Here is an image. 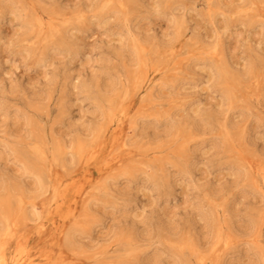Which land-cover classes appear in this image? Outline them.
Segmentation results:
<instances>
[{
	"label": "rangeland",
	"instance_id": "374dc122",
	"mask_svg": "<svg viewBox=\"0 0 264 264\" xmlns=\"http://www.w3.org/2000/svg\"><path fill=\"white\" fill-rule=\"evenodd\" d=\"M137 39L147 67L135 87ZM127 88L129 156L83 223L36 224L54 167L84 191L96 180L77 167L79 146ZM249 158L264 165V0H0V232L25 204L23 264H46L60 240L68 264H211L217 224L236 240L216 264H263L264 183Z\"/></svg>",
	"mask_w": 264,
	"mask_h": 264
},
{
	"label": "bare ground",
	"instance_id": "6f19581e",
	"mask_svg": "<svg viewBox=\"0 0 264 264\" xmlns=\"http://www.w3.org/2000/svg\"><path fill=\"white\" fill-rule=\"evenodd\" d=\"M176 23H177L176 37L178 41H181L185 35V29H186V26L184 24L185 20L184 18H180L176 21ZM219 45L221 46L220 43ZM134 47L136 50V56L139 61L138 62L139 69L137 74L138 78L136 77L137 80L136 83L134 84V86L137 87L138 85H143L145 83L143 82L142 79V73L146 70L147 64L143 57L141 43L138 39L134 42ZM190 47L192 50L207 49L205 48L206 46H202L201 44H197L196 42L194 43L191 42ZM212 47L213 46H208L207 50L208 51L211 50L209 51V53L211 52L216 53V48L212 50ZM225 67L226 66H224V68ZM225 70L227 72L229 71L227 70V67L225 68ZM153 72L154 73L157 72V69H154ZM148 81H150L149 82L150 84L152 81H154V77H148L146 82ZM257 85L258 86L260 85V81H257ZM124 95L125 96L117 100L118 102L115 101L112 103L111 109H108L107 111V121L104 124H100L95 129V133H94L95 135L93 136V138L89 142L85 144L82 143L79 146V150H78L79 161L77 167L81 166L83 168H88L89 165L95 166L99 171L96 180L91 179L90 180L91 183L89 185L88 190L84 191L81 183L78 180L69 179L65 182L63 180L62 182L61 177H58L57 174L59 170L56 167H54V169H52L51 171L52 172L51 177L53 182L52 186L50 187V191L52 193L51 196L49 198H46L47 196H45L46 192H48L49 190L48 188L49 186L46 185L47 183L43 185V189L36 195V197L33 195V197H35L34 198L35 202L33 204V212H34L33 220H35L36 224L38 222L41 223V221L44 218L50 217L52 215H58L63 218L72 216L74 217L76 223H83L85 221L86 213L88 211L89 200L91 196L94 193L95 194L98 193L102 188H106V183L108 181L107 180L108 178L106 176L109 174L110 171H115L119 167L116 158L118 156H123V158L129 156L128 155L129 150L127 148L128 140H127L126 129L129 119L128 106L129 103L132 102V91L131 90L129 91V88H127V91L124 93ZM114 110H118L122 112L123 119L120 124H117L116 126L112 125L111 127L110 124L112 123V120L116 115V112ZM135 120L136 118H134L133 121H131V124L133 123V126L135 125L134 124ZM249 165L251 167L252 179L258 180V175L261 174L263 176V180L260 179V176L259 179L263 181L262 183H264V165L262 164L257 165V162L252 158H249ZM75 169L72 170L75 171ZM66 174L68 175L70 173H66ZM66 174H64V176ZM248 175H250V173ZM36 203H40L42 208L41 212H38V210L36 211V206H35ZM3 204L4 203L0 205L1 209L3 207ZM22 206L23 208L19 210L17 213L13 215H9L5 224V232L4 233L0 232V264H23V256H24L22 255L23 243H22V239L21 238L18 239V235H17L18 229L26 225V217H24L25 204H22ZM262 220H264V216L262 217ZM217 225H218L217 227L218 229L217 231H215L217 232V235L215 234L213 240L214 249L213 252L211 253L212 255L209 257V259L211 260L210 262L211 264H216L218 262L221 255V246L236 240V238L233 237L232 234L227 232L224 233V231H222L223 228L221 227L222 228L221 230L219 229V224ZM14 235H17L16 236L17 246H15V249L13 250L14 252L9 258L7 244ZM259 239L262 240L260 243H261V251L263 252L262 254H263V264H264V243H263L264 238L261 239L258 236L256 238V241L259 242ZM57 243H58L57 252L53 248H51L43 253V258L45 259L46 264H68V254L66 252L64 242L60 240ZM74 256L77 257V253H74ZM197 261H198L197 264H208L206 262V256H202V255L199 256Z\"/></svg>",
	"mask_w": 264,
	"mask_h": 264
}]
</instances>
